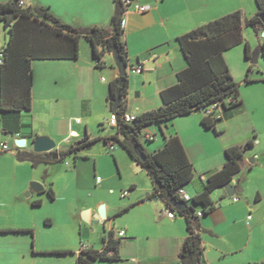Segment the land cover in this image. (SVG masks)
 <instances>
[{
    "label": "crops",
    "instance_id": "0c3cea01",
    "mask_svg": "<svg viewBox=\"0 0 264 264\" xmlns=\"http://www.w3.org/2000/svg\"><path fill=\"white\" fill-rule=\"evenodd\" d=\"M36 2L40 7L49 8L51 13L63 24L81 29L99 27L110 30L116 10L114 0H36ZM188 2V0H138L140 5L150 8L149 12L141 14L130 11L126 17L124 40L129 52V64L132 67H138L139 65L143 67L142 74L128 75V94L124 104L126 113L139 116L145 112L159 109L163 105L162 93L176 86L179 82L178 74L188 68V64L180 49L178 38L207 24L205 22L206 13H200L197 8H192ZM21 3L24 7H27V4L31 5V2L27 0H22ZM228 11L225 13L218 11L210 21L218 20L237 11L245 14L244 22L248 19L243 5L240 7L235 6ZM256 34L259 35L257 32ZM260 38L264 39L263 35ZM263 44L264 42L259 45L262 46ZM107 55L112 56L110 54ZM110 58L108 60L104 56L102 58L103 67L97 68L93 59L91 44L86 39H81L80 56L77 60L50 59L32 61L31 69L34 78L32 109L29 112L23 111L18 115L0 113V135L6 134L12 137L15 142L22 139L25 140L26 146L29 147L30 151L32 150L31 146L33 142L39 137L51 138L55 141L57 149L60 145H68L70 148L86 136H89L90 140L98 137H112L114 133L107 135L104 131L105 129H111L108 126V120L113 113L107 98L110 84L119 78V72L115 60L113 61ZM38 62H43L44 64H37ZM52 62H62L65 65H51ZM105 68H109V78L104 79L103 83L96 85L94 79L97 78L98 71ZM46 76L53 77L56 84L63 81L67 87L65 88L66 93L73 87L75 91L73 101L69 98L70 94H65L66 96L64 97V93L52 89L48 84ZM253 84L261 86L264 84V80H256ZM39 85L43 86L42 91H40V88L37 89ZM37 92L40 104H42L39 112H45V114L48 113L51 116V119L47 123L48 128L42 130H39L40 128H37L35 123V95ZM63 99L64 103L62 105ZM68 106H72L75 112H77L79 107L83 113L90 116L93 114L95 106L100 108V119L98 122L101 123V132L96 135L91 134L87 126H85V135L81 136L80 127L83 125V122L80 118H75L76 116H63L64 118H62L63 107ZM202 113L204 114L203 116H194L197 114L194 113L176 118L172 122L161 126L153 125L145 128L143 130L147 131L145 139L148 136L154 137V141L150 143L157 141V132L148 131L150 127L157 126L162 132L163 142L158 143L154 152L141 142L144 149L150 155H154L165 147L167 138L178 137L180 139L187 158L192 163L194 169L193 180L183 188V199L186 201L188 207L193 206V198L204 192L208 177L224 168L227 163L225 151L233 146L245 145L248 141H253L255 144L254 148L245 155L247 162L245 167L247 169L256 167L258 172H262V167L260 166L262 160H255L260 154H254L253 152L259 150V152H262L261 158H263L264 129H260L253 124L252 128L249 129L246 125L245 136H243L244 140L242 142L228 141L221 137L220 133L206 129L202 124L201 126L199 125L206 116L204 112ZM101 117L104 119L103 122ZM219 118H221V122L217 127V131H220L222 125L225 126L228 122L235 119L236 116H230L225 112L221 116L219 115ZM171 124H173L174 131L169 129ZM211 132L217 135V138H212L218 140L217 147L213 148L214 151H209L203 144L199 145L200 147L197 152L192 150L197 143H195L194 139H192L194 137L190 136V134L196 133L205 140L211 138L210 136L212 135L208 134ZM4 144L8 146L7 143ZM103 144L106 152L114 157L118 174L122 177V184L118 188L122 194L128 192V195L123 197L128 202L120 207L117 215L114 214L115 209L111 208L110 204L103 199L94 201L89 206L84 204L82 210H88V218L91 223L93 217L97 215L99 207L102 205L106 207L107 221L103 222L106 227L108 226L106 233L114 232L115 239H121L119 251L121 260L108 261V263H121L123 261L121 251L129 252L128 246L133 242L137 246L127 256L130 259L128 261L129 264H178L182 245L189 236L185 218L174 210L176 215L173 219H170L167 216V212L171 209L163 198L157 197L154 184L141 166L134 162L124 150L123 153L117 152L114 154L119 144L115 145L116 150L113 152H109V146L104 142ZM20 152L27 151L18 150V155ZM252 154L255 160L252 165L255 166H251L248 162ZM73 156L76 157L75 164L77 169L82 168V163H91V159L88 156L81 158L77 154ZM197 159L204 163V168L196 167ZM97 166L98 162L95 160L93 169L95 177L98 178L100 176H97ZM104 174L107 176L105 183H103V180L100 183L95 181L94 187L106 189V187L112 185L111 174L109 172ZM241 174L236 176L231 183L235 186V180L238 179L236 181H238L237 184L241 189L239 193L240 197L235 193L232 200H229L227 199L224 187L215 190L211 194V199L214 203L213 212L204 214L198 220L201 226L204 264H253L251 262L253 260L251 258L245 259L244 254H248V252L254 249L264 251V210L258 208L254 211V207L258 203L264 202V184H259L255 198L252 200V197H250L246 187L243 185L246 179ZM80 178V183L84 185L83 172L82 175L80 174ZM45 193L44 190L42 193H38V196H43ZM32 195L33 193H31L30 197ZM233 198H237L239 201L234 202ZM37 201H42L43 205V200L38 199ZM51 201L54 202L55 200ZM194 207L197 214L203 213V206L198 205ZM130 214H133V217L124 220L120 224V227L117 228L119 230H116V223L119 219ZM250 216L251 219L249 220ZM27 227L20 226L18 229H12L11 231L30 230ZM122 231L125 232V237L119 238L118 233ZM11 234L19 233L13 232ZM22 234H32L33 236L34 232ZM89 249L95 250L89 247L83 250ZM82 251L79 252L78 256ZM213 254L216 257L213 258ZM241 255L243 258L237 259ZM261 262H264V254L254 263Z\"/></svg>",
    "mask_w": 264,
    "mask_h": 264
},
{
    "label": "trees",
    "instance_id": "16d2710c",
    "mask_svg": "<svg viewBox=\"0 0 264 264\" xmlns=\"http://www.w3.org/2000/svg\"><path fill=\"white\" fill-rule=\"evenodd\" d=\"M22 0H12L0 4V25L3 24L9 38L4 47L0 63V113L20 114L32 109L33 72L31 63L34 60H77L80 56V41L86 39L92 46L94 62H100L96 67L102 68V58L107 55L106 48L116 50L123 58L125 65L131 67L129 52L124 40L123 26L125 9L121 0H114L115 15L111 22V29L99 27L87 29L74 28L63 24L55 17L49 8H36L21 5ZM258 13L244 22L246 27L263 33L260 14L264 13V0H256ZM244 16L241 11L231 13L223 18L206 24L189 34L178 38V43L188 68L178 74V84L162 93L163 105L153 111L145 112L131 124L122 121L126 113L125 100L127 98L128 75L125 86L120 88V77L110 84L108 102L112 108L118 94L121 92L119 110L114 112L119 118V125L111 128L114 135L108 138L98 137L90 140L86 136L76 145L65 152L59 153V159L54 160L53 154H36L32 152L19 153L20 161L39 164H55L82 150L90 149L93 145L104 142L106 145L119 144L128 156L147 173L156 189V195L163 198L169 208L171 200L185 202L179 195L194 178L192 163L187 158L183 145L178 137L166 139L165 147L154 155H150L141 143L143 130L153 125H164L176 118L201 113L211 106L221 104L224 110L237 109L243 105L240 99V85L234 81L231 71L224 59V54L239 46L245 45L246 59L252 56V48L243 37ZM264 55V44L262 45ZM249 67L248 73L252 72ZM246 83H253L246 78ZM221 118L205 116L201 124L217 133ZM148 142H151L145 139ZM253 141L245 145L233 146L225 151L227 163L224 168L207 179V185L202 194L192 199L193 206H187L180 214L187 222L189 236L184 241L179 253L178 264H204V248L201 233H197L195 221L199 224V217L194 206H203V215L214 210L211 194L231 184L240 175L247 162L245 155L254 148ZM140 150L146 156L142 162L136 155ZM160 185L161 189L158 187ZM236 195L240 193V186L236 184ZM51 200H55L52 188L48 191ZM187 204V203H186ZM41 207L42 201L32 204ZM175 212V211H174ZM200 225V224H199ZM33 233L30 230L4 231V233ZM103 250H83L78 256L77 264H94L97 261H120L121 239L116 240L114 232H109L103 239ZM111 252H113L111 254ZM253 264H264L253 263Z\"/></svg>",
    "mask_w": 264,
    "mask_h": 264
},
{
    "label": "rangeland",
    "instance_id": "374dc122",
    "mask_svg": "<svg viewBox=\"0 0 264 264\" xmlns=\"http://www.w3.org/2000/svg\"><path fill=\"white\" fill-rule=\"evenodd\" d=\"M10 1L11 0H0V3ZM27 1L31 2V5L27 4V9L30 7L36 8L38 6L36 0ZM188 1L192 8H197L200 13H206L205 22H207V24L211 23L210 20H212L213 16L218 11H222V13L229 12L228 10L235 6L240 7L243 5L248 18L256 14L258 10L255 0ZM244 15L245 14H243V16ZM263 33L257 35L256 31L246 27L243 21V37L249 42L252 52H255L259 44L264 42V39L260 38ZM8 38L9 34L5 31L4 25L1 24L0 48L5 46ZM109 57L114 61L112 56H105L108 60ZM224 59L235 82L240 85V99L243 101V105L237 109L221 110L219 113L220 116L226 112L230 116H236V118L228 122L225 126L222 125L218 133L228 141L242 142V140H244L243 136H245L246 125L249 129L252 128V124L258 126L260 129H264V84L259 86L258 84L246 83L245 81L247 76H249V79L252 81L264 80V58H261L259 63L253 66L250 74L248 70L252 65L246 60L244 45H239L227 51L224 54ZM37 64L42 65L44 63L38 62ZM51 65L62 66L65 64L62 62H52ZM108 69L109 68H105L104 70L98 71L97 78L94 79L96 85L103 83L104 79L109 78ZM46 78L52 89L64 93V97L70 94L69 98L73 101L75 96L73 87L66 93L65 88L67 87L63 81L56 84L53 77L46 76ZM39 88L40 91L43 90L42 85L37 87V89ZM35 102V123L37 128H40L39 130L48 128L47 123L49 119H51V116L48 113L39 112L42 104H40V100L38 99V92L35 95ZM63 103L64 99L62 105ZM73 109L72 106L63 107L62 118H64L63 116H76L75 118H80L83 122V125L80 127L81 136L85 135V126H87L91 134L96 135L101 132V123L98 122L100 119V108L95 106L91 116L83 113L79 107L77 112ZM203 115L204 114L201 112L194 116ZM103 120L102 118V122ZM29 122L31 121L29 120ZM199 125L201 126V122ZM169 129L173 130V124L170 125ZM104 131L107 135L113 133L111 129H105ZM148 131L157 132V141L152 143L146 141L145 134L147 131H143L141 142L154 152L158 143L163 142L162 132L157 126L150 127ZM208 134L212 136L205 140L196 133L190 134V136L192 135V137H194L192 139H194L195 143H197L192 150L197 152L200 147L199 145L203 144L209 151H214L213 148H216L218 144V140H214V138H217V135H215L214 132ZM0 143H7L10 149V151L6 153L0 152V264H77L78 254L83 249L89 247L98 251L103 250V239L108 235L106 233L108 231V226L106 227L104 223L93 224V220L91 223L85 221L88 210H82L84 204L89 206L94 201L103 199L110 204L111 208L115 209L114 214L117 215L120 207L128 202L127 199H123L122 193L118 188L122 184V177L118 174L116 162L113 159L114 157L106 152L103 142L97 143L90 149H85L77 153L79 158L88 156L91 159V163H82L81 166H83L79 169L76 167V157L73 155L55 164H39L34 166L32 162L20 161L18 159V150L22 149L27 152H32V146L31 151L27 146L19 149L13 138L6 134L0 135ZM67 149H69L68 145H60L57 151L65 152ZM117 152L123 153V149L119 145L114 154ZM253 153L260 154L255 160H262L260 164L262 172H258L256 167L253 169L250 167L251 170L245 167L241 174L244 179H246L243 185L246 187L247 193L252 197V200L255 198L259 184H264V156L261 158L262 152H259V150ZM250 158H254L253 154ZM95 160L98 162L96 170L97 176H100L103 183H105L107 178L104 173L109 172L111 174L112 185L106 187V189H99L93 186L94 182L97 181L93 169ZM196 164L197 168H204L205 166L199 159H197ZM251 166L255 165L251 164ZM82 172L85 179L84 185L80 183V174L82 175ZM236 180L235 184L238 182ZM32 183L40 184L44 187L46 193L43 196H38V194L33 193L32 197H28L27 194ZM25 188H27V190L24 191ZM50 188H52L55 193L56 198L54 202H52L48 196ZM111 189L113 190L112 192ZM237 196L240 197V194ZM38 199L43 200V205L40 208H33L32 204ZM227 199L232 200V197L227 196ZM243 201H245V199H243ZM258 208L264 210V202L258 203V205L254 207V211ZM132 217L133 214L123 218L121 217L116 223V230H119L117 228L120 227V224L124 220L131 219ZM20 226H28L27 228L33 231L34 235L22 233L11 234L12 232L4 233V231L18 229ZM135 246H137V244L134 245L132 242V244L128 246L129 252L121 251L123 261L117 264H129L128 261L130 259H128L127 256L135 250ZM263 254L264 251L254 249L248 252V254H244V258H251L253 260L251 262L254 263L258 258L263 256ZM242 255L237 259H242ZM212 257H216L215 254H213ZM231 259L235 260L236 258ZM94 264L114 263L97 261Z\"/></svg>",
    "mask_w": 264,
    "mask_h": 264
},
{
    "label": "water",
    "instance_id": "95a60500",
    "mask_svg": "<svg viewBox=\"0 0 264 264\" xmlns=\"http://www.w3.org/2000/svg\"><path fill=\"white\" fill-rule=\"evenodd\" d=\"M260 19L262 21L261 29L264 30V13L260 14ZM262 35L264 37V33ZM106 53L110 54L114 57L116 67L118 69L119 77H120L119 86L121 89H123L125 86V79L128 75L127 74V66L125 65L123 58L120 56V54L116 50L110 51L109 49L106 48ZM261 57H264V55H263V51H262V46L259 45V47L256 49L255 52L252 53V56L249 59L250 64L252 66L257 65L259 63V60L261 59ZM120 103H121V92L118 94L117 100H116L115 105L113 107L114 112L119 110ZM204 111L205 110H203V112ZM196 113H198V112H196ZM16 145L19 148H25L26 147V141L23 139L18 140V141H16ZM32 148H33V152L36 154H50L51 153V154H53L54 160L59 159V152H57V145H56L55 141L49 137L37 138L33 142ZM136 155L142 162L146 161L145 154L142 153L140 150H136ZM254 161L255 160L252 158V159H249L248 162L250 164H253ZM158 187L161 189L160 185H158ZM44 190H45L44 187H42L40 184L32 183L27 196L30 197L31 193H36V194L42 193ZM224 190H225L228 197H234V195L236 193V189L232 184L225 186ZM170 204L178 214H180L183 210H185L187 208V204L185 202H176L174 200H171ZM86 215H87V217H86L85 221H89L88 213ZM105 221H107V212H106L105 205H102L101 207H99V209L97 211V215L93 217L92 223L97 224V223H103ZM195 225H196L197 233L200 234L201 233V226L196 221H195ZM190 264H193V263H190Z\"/></svg>",
    "mask_w": 264,
    "mask_h": 264
},
{
    "label": "built area",
    "instance_id": "2783aa9c",
    "mask_svg": "<svg viewBox=\"0 0 264 264\" xmlns=\"http://www.w3.org/2000/svg\"><path fill=\"white\" fill-rule=\"evenodd\" d=\"M123 7L125 9V13H124V21H123V26L125 27L126 24V17L128 16V14L130 13V11H135L137 13H147L149 12L150 8L148 6H142L138 3V0H121ZM21 5H23L21 3ZM2 59H3V54L0 53V63H2ZM100 62H95V66H97ZM143 73V67L141 65H139L138 67H128L127 68V74H142ZM222 110L221 108V104H215L213 106H211L208 109H205L204 113L206 114V116H214V117H218L219 118V112ZM136 115H131L128 113H125L122 117V121L128 124H131L133 122H135L137 120ZM119 125V118L117 117V115L115 113H112L109 120H108V126L110 128H114L117 127ZM147 140L149 141H154V137L153 136H148ZM116 143H114V145H109V152H113L116 150ZM0 151L2 153H6L9 151V147L4 144V143H0ZM97 182L100 183L101 182V178L98 177L97 178ZM128 195V192H124L122 194V197H126ZM180 197L183 199L184 196V191L181 190L179 192ZM234 202H238L239 200L237 198H233ZM176 213L172 210H169L167 212V216L170 219H173L175 217ZM203 214L202 213H198V217H202ZM249 220L251 219V216L248 218ZM118 237L119 238H123L125 237V232H119L118 233Z\"/></svg>",
    "mask_w": 264,
    "mask_h": 264
}]
</instances>
